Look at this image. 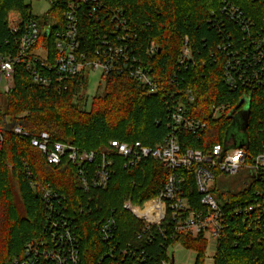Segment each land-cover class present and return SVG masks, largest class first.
Here are the masks:
<instances>
[{
	"label": "trees",
	"instance_id": "trees-1",
	"mask_svg": "<svg viewBox=\"0 0 264 264\" xmlns=\"http://www.w3.org/2000/svg\"><path fill=\"white\" fill-rule=\"evenodd\" d=\"M28 1L0 0V52L15 53L16 39L27 22L36 19ZM64 1L51 6L44 23L62 21ZM103 2L109 10L125 12L130 31L135 35L133 46L137 56L152 70L155 79H162L177 95L192 89L195 103L191 113L208 127L200 137L180 132L183 151L191 149L209 155L216 144L233 141L247 147L249 163L264 153V86L251 92L249 124L244 130L237 123L243 113L245 92L231 89L223 81L224 59L219 54L216 62L212 58L221 37L209 25L212 11L229 2L240 7L257 28L263 27L264 0ZM81 24L87 46L96 45L93 29L99 26L97 22L83 16ZM233 36L236 41L243 37L238 29L233 30ZM186 37L194 60L179 74V83L171 86L169 80L175 78L179 69ZM153 42L158 50L154 56H149L147 50ZM90 73L83 71L62 85L43 86L34 81L25 63L15 66L13 88L4 95L6 103L0 117L4 135L0 150V264H12L23 258L30 242H49L51 212L43 198V188L47 186L65 199L54 205L58 213L72 218L80 244L79 264H150L165 258L167 247L178 243L198 254L196 264H205L210 244L205 236L180 235L167 243L159 236L149 242L146 236L139 238L142 223L123 209V202L129 197L135 204H142L160 194L171 174L160 163L150 160L142 167L125 170L117 159L108 188L85 191L77 181L74 166L49 165L43 153L32 146L31 138L47 132L55 143L96 153L98 163L101 151L111 140L139 141L155 147L169 136V112L162 95H149L137 81L111 73L101 75L106 87L104 94L89 101ZM213 105H226L228 113L214 118L210 110ZM230 111L233 112L229 114ZM16 126L22 127L30 137L13 132ZM236 126L244 134L240 142L230 136L231 128ZM94 167L95 164L88 167L89 173ZM175 174L186 179L185 190L193 209L202 208L194 175L186 170ZM253 190L251 187L239 195L225 192L219 195L231 203L241 202L250 199ZM108 217H116L118 230L113 240L104 242L100 229ZM258 217L259 213L255 212L228 220L217 243L215 264H264V221L259 223ZM124 249L128 253L121 255Z\"/></svg>",
	"mask_w": 264,
	"mask_h": 264
},
{
	"label": "built area",
	"instance_id": "built-area-1",
	"mask_svg": "<svg viewBox=\"0 0 264 264\" xmlns=\"http://www.w3.org/2000/svg\"><path fill=\"white\" fill-rule=\"evenodd\" d=\"M49 1L52 6L59 0ZM83 16L90 17L99 25L93 29L96 45L92 47L87 46L82 36ZM209 25L221 37L212 58L216 62L218 54L223 57L225 84L231 89L245 92L243 112L249 109L252 90L264 86V26L257 28L240 7L229 2H224L217 11H212ZM234 29L243 35L242 40L233 38ZM134 39L125 12L120 9L109 10L103 0H65L61 22L50 20L48 24H40L39 18L31 19L16 39V52H0V117L1 97L11 92L15 66L21 62L27 65L34 81L43 86L65 84L83 71L98 72L103 76L111 73L128 76L144 86L149 95H162L165 99L170 133L162 143L149 147L139 141L111 140L108 147L101 151L98 163L96 153L81 151L61 142L55 143L47 132L31 138L32 146L43 153L49 165L74 166L77 181L85 191L106 190L117 159L121 160L125 170L142 167L153 160L170 171L168 180L156 198L142 204H135L131 197L123 202V209L142 223L139 238L146 236L145 240L149 242L159 236L167 243L180 235L193 238L203 235L209 243L212 240L218 243L232 217L258 212L257 221H264V153L249 163L247 147L238 146L233 141L226 145L216 144L209 155L191 149L183 151L179 133L183 131L200 137L207 130V123L191 113L195 103L192 89H186L184 95H177L166 87L162 79H155L152 70L138 58L133 46ZM157 50L153 42L147 53L154 56ZM193 60L189 38L186 37L179 58V69L175 78L169 80L171 86L179 83V74L187 70ZM227 108L226 105H213L210 110L214 118H220L228 113ZM2 132L0 125V150L4 141ZM13 132L30 137L20 126H16ZM94 164V169L89 173L88 167ZM179 170L194 175L197 191L201 195L202 208L199 210L193 209L190 203L185 190L186 179L175 174ZM239 177H243V182L237 190L231 189L230 184L233 185ZM251 187H254L253 196L245 201L231 203L222 200L219 195L224 192L239 195ZM43 198L51 212L48 218L49 242L28 243L24 257L14 260L12 264H79L80 244L72 218L58 213L54 205L65 199L50 186L43 188ZM117 226L116 217L105 220L100 229L104 242L114 239ZM172 247H167L165 258L150 264H175L174 255L170 252ZM127 253V249L121 251V255ZM215 255L216 251L212 256L214 261Z\"/></svg>",
	"mask_w": 264,
	"mask_h": 264
},
{
	"label": "rangeland",
	"instance_id": "rangeland-1",
	"mask_svg": "<svg viewBox=\"0 0 264 264\" xmlns=\"http://www.w3.org/2000/svg\"><path fill=\"white\" fill-rule=\"evenodd\" d=\"M28 4L32 6L33 15L39 18V23H44V20L47 18V14L51 9V2L49 0H29ZM105 81L102 80V76L98 72L90 73L89 79V88L87 91L89 101L99 95H103L105 92ZM6 103V97L3 95L1 97V107L2 111L4 110ZM230 136H234L235 140L238 142L244 137V134L238 129V127H232L230 131ZM239 177L235 180L233 185L230 184L231 189L237 190L241 185L244 179ZM228 188V187H227ZM216 240H212L209 244L207 253H206V262L205 264H215V261L212 259V256L216 251ZM171 254L174 255L175 264H196L198 254L191 249H187L183 244L178 243L170 249Z\"/></svg>",
	"mask_w": 264,
	"mask_h": 264
},
{
	"label": "water",
	"instance_id": "water-1",
	"mask_svg": "<svg viewBox=\"0 0 264 264\" xmlns=\"http://www.w3.org/2000/svg\"><path fill=\"white\" fill-rule=\"evenodd\" d=\"M249 117H250L249 109L243 111V113L239 117V123H237L238 124L237 126H241V128L246 130L248 128V124H249Z\"/></svg>",
	"mask_w": 264,
	"mask_h": 264
}]
</instances>
